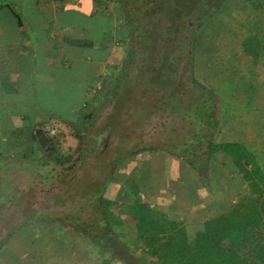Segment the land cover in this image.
I'll return each instance as SVG.
<instances>
[{
    "label": "rangeland",
    "instance_id": "1",
    "mask_svg": "<svg viewBox=\"0 0 264 264\" xmlns=\"http://www.w3.org/2000/svg\"><path fill=\"white\" fill-rule=\"evenodd\" d=\"M263 1L225 0L218 14L195 32L192 58L195 80L214 94L217 107L214 141L241 143L262 167L264 60L251 68L248 60L239 55V49L243 33L264 35V12L257 8ZM112 3L114 8L110 9L115 14L118 6ZM188 35V31L180 33L177 40ZM110 44L123 49L118 66L120 71L126 70L122 80L110 83L106 96L101 89L103 84H99L100 89L86 90L87 96L91 95L93 119L85 123L80 119L82 122H74L73 128L62 120L41 125L52 138L59 156L78 155L75 163L67 165L60 174L54 172L55 177L50 180L34 172L32 175L31 171L21 172L23 167L16 165L2 184L6 193H0V198L7 197L9 192L15 201L8 200L0 207V264H102L103 258L87 238L81 232L64 228V224L78 225L84 232L97 227L103 231L111 222L123 224L110 218V206L105 208L103 200L130 202L137 196L145 197L150 205L176 215L184 223H198L222 211L224 205H230L240 195V190L232 187L234 170L222 153L212 159L210 185L203 187L183 163L158 151L165 147L176 149L198 128L195 110L204 94L188 79L184 57L178 72L182 82L168 93L164 86L169 84L162 79L145 83L153 75L146 70L153 61L141 46L129 58L128 43L114 40ZM113 66L108 69L110 76L116 75ZM57 76L65 82L56 91L58 96L67 91L79 100L82 76L90 80L91 74L78 63ZM59 99L55 98L53 107L69 113L63 99ZM209 100L204 97L201 102L205 113L210 108ZM24 107L30 106L20 109L24 111ZM39 111L37 115L46 117L42 108ZM149 146L154 151L127 157L130 151ZM5 149L0 145V174L5 170L1 158ZM35 151L33 147L31 154L39 155ZM38 215L49 219H30L28 224H21ZM120 233L124 236L121 240L139 256L141 241L134 239L132 228L124 223Z\"/></svg>",
    "mask_w": 264,
    "mask_h": 264
},
{
    "label": "trees",
    "instance_id": "2",
    "mask_svg": "<svg viewBox=\"0 0 264 264\" xmlns=\"http://www.w3.org/2000/svg\"><path fill=\"white\" fill-rule=\"evenodd\" d=\"M11 1L0 0V26L10 28L15 25L22 28L24 19L28 17V10L22 8L25 6L22 4L19 7L12 5ZM95 1L100 5L102 1L104 2ZM107 1L118 6L119 20L114 35L121 43H128L127 57L132 56L137 47L141 46L148 53L147 56L152 58L153 63H148L146 70L153 75L145 83L162 79L163 83L169 84L164 86L165 90L171 93L172 89L182 82L178 72L180 63L184 61L183 68L188 70V79L192 85L203 92V98L210 99L208 113L204 112L201 103L203 98L195 110V123L198 125L196 133L189 136L182 145H177L176 149L170 150L165 147L158 151L171 154L183 163L203 187L210 185L212 159L218 153H222L234 170L231 179L233 183L231 180L230 183L233 188L240 190V195L230 205H224L222 211L219 210L210 218L198 223H184L177 219L176 215L150 205L145 197L137 196L130 202L103 200L105 208L110 206V218L119 219L120 224L123 222L130 226L134 231V239L141 241L139 251L142 253L139 256L131 246L121 240L124 237L120 233L123 224L111 222L110 225L103 227V231L97 227L84 232L80 231L78 225L70 224H64V228L67 227L75 233L81 232L103 258L102 264H264V167L241 143L214 141L217 127L214 94L198 84L193 76L194 34L218 14L225 0ZM257 8L264 12V1L258 4ZM186 31L189 33L188 37L178 41L177 35ZM4 39L6 41V38ZM239 55L248 60L251 68L264 60V35L258 37L249 32L243 33ZM125 70L120 71L122 73L116 77L117 82L123 79ZM36 91L37 107L48 111L52 117L72 125V128L75 127L74 122L80 123L84 120L85 123L93 119L91 105L85 103L82 98L77 100L72 93L67 94L68 102L63 105L69 110V113H66L64 109L53 107L56 102L44 100L37 88ZM25 125L29 128L31 124ZM75 137L80 139L77 134ZM32 142L35 145V152L39 155L29 154L31 158L28 161L26 157L24 160L19 157L12 159L6 154L1 157L5 161L3 166L5 170L0 174L1 195L6 193L2 184L16 165L23 167L21 172L31 171L32 175L34 172L40 178L50 180L55 177L54 172L60 174L67 165L74 164L78 157L59 156L52 138L42 130V127L35 128ZM152 151L154 147H142L130 151L127 157ZM22 163L28 164V167L22 166ZM58 168L60 170H57ZM44 171L47 172L46 176L43 175ZM8 200L15 201L9 192L7 197L0 198V207L3 203H9ZM30 219L45 221L49 218L43 215L31 216L21 224H28ZM56 221L59 222L58 219Z\"/></svg>",
    "mask_w": 264,
    "mask_h": 264
},
{
    "label": "crops",
    "instance_id": "3",
    "mask_svg": "<svg viewBox=\"0 0 264 264\" xmlns=\"http://www.w3.org/2000/svg\"><path fill=\"white\" fill-rule=\"evenodd\" d=\"M11 2L17 7L25 5L22 8L28 10V17L22 28L0 26V145L12 159L26 157L28 161L35 146V126L59 120L45 110L46 117L37 115L41 107L36 105V88L44 100L53 103L60 97L67 103V92L60 96L56 93L65 83L57 75L79 63L91 74L90 80L82 76L80 100L88 103L91 97L86 90L100 89L99 84H103L106 96L110 83L120 74L118 64L124 51L110 44L118 40L114 33L119 20L118 13L111 12V1L104 0L101 5L95 0ZM110 65L116 68L112 77L108 73ZM20 106L30 107L22 111ZM25 124L31 125L28 128Z\"/></svg>",
    "mask_w": 264,
    "mask_h": 264
},
{
    "label": "built area",
    "instance_id": "4",
    "mask_svg": "<svg viewBox=\"0 0 264 264\" xmlns=\"http://www.w3.org/2000/svg\"><path fill=\"white\" fill-rule=\"evenodd\" d=\"M91 96V95H90Z\"/></svg>",
    "mask_w": 264,
    "mask_h": 264
}]
</instances>
